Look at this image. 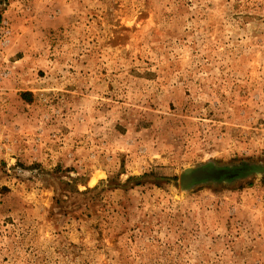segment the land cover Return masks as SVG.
<instances>
[{
  "label": "rangeland",
  "instance_id": "374dc122",
  "mask_svg": "<svg viewBox=\"0 0 264 264\" xmlns=\"http://www.w3.org/2000/svg\"><path fill=\"white\" fill-rule=\"evenodd\" d=\"M0 264H264V0H0Z\"/></svg>",
  "mask_w": 264,
  "mask_h": 264
},
{
  "label": "water",
  "instance_id": "95a60500",
  "mask_svg": "<svg viewBox=\"0 0 264 264\" xmlns=\"http://www.w3.org/2000/svg\"><path fill=\"white\" fill-rule=\"evenodd\" d=\"M222 172L220 171H214V170H197L194 172H190L188 170H186L184 172V176L182 179V184L185 185L187 183H189L191 181V179H193L194 181L198 182L200 180H204V179H211V180H218L220 179ZM225 177H229L230 176V172L229 173H223Z\"/></svg>",
  "mask_w": 264,
  "mask_h": 264
}]
</instances>
